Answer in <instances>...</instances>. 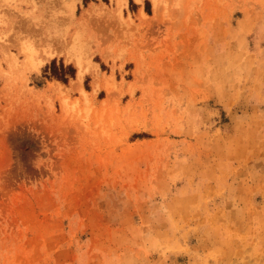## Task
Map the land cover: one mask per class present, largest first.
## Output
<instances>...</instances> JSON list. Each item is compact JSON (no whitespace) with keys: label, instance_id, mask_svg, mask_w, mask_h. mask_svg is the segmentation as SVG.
<instances>
[{"label":"rangeland","instance_id":"374dc122","mask_svg":"<svg viewBox=\"0 0 264 264\" xmlns=\"http://www.w3.org/2000/svg\"><path fill=\"white\" fill-rule=\"evenodd\" d=\"M0 264H264V0H0Z\"/></svg>","mask_w":264,"mask_h":264},{"label":"bare ground","instance_id":"6f19581e","mask_svg":"<svg viewBox=\"0 0 264 264\" xmlns=\"http://www.w3.org/2000/svg\"><path fill=\"white\" fill-rule=\"evenodd\" d=\"M68 1H69V0H68ZM62 2H63V1H62ZM66 4H67V3H66ZM70 5H71V4H69V6H70ZM64 6H65V4H64ZM67 6H68V5H67ZM70 8H71V6H70ZM62 36H63V35H62ZM62 36H61V38H62ZM57 37H58V36H57ZM43 38H44V37H43ZM61 38H60V39H61ZM64 38H65V37H64ZM51 39H52V37H51ZM55 39H56V37H55ZM55 39H54V40H55ZM52 40H53V39H52ZM57 40H58V39H57ZM48 41H50V38L48 39ZM48 54H49V53H48ZM50 54H51V53H50ZM78 57H79V56H78ZM70 59H71V58H70ZM76 59H77V58H76ZM76 62H77V60H76ZM81 63H82L81 61H78V63H77V64L79 65V70H80V69L82 68V66H83V64H81ZM82 69H83V68H82ZM80 73H81V72H79V78H80V76H81V78H82L83 75H81ZM82 73H83V72H82Z\"/></svg>","mask_w":264,"mask_h":264},{"label":"trees","instance_id":"16d2710c","mask_svg":"<svg viewBox=\"0 0 264 264\" xmlns=\"http://www.w3.org/2000/svg\"><path fill=\"white\" fill-rule=\"evenodd\" d=\"M64 77V76H63Z\"/></svg>","mask_w":264,"mask_h":264}]
</instances>
